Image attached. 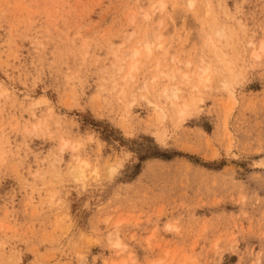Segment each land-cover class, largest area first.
<instances>
[{
	"label": "rangeland",
	"instance_id": "374dc122",
	"mask_svg": "<svg viewBox=\"0 0 264 264\" xmlns=\"http://www.w3.org/2000/svg\"><path fill=\"white\" fill-rule=\"evenodd\" d=\"M207 1L0 0V264H264V0Z\"/></svg>",
	"mask_w": 264,
	"mask_h": 264
},
{
	"label": "bare ground",
	"instance_id": "6f19581e",
	"mask_svg": "<svg viewBox=\"0 0 264 264\" xmlns=\"http://www.w3.org/2000/svg\"><path fill=\"white\" fill-rule=\"evenodd\" d=\"M188 4H190V6H193V5H195V3H196V0H185ZM207 1V0H206ZM208 2V1H207ZM210 5V4H209ZM208 5V9L206 10L205 9V13H207V14H209V11H211L210 9V6ZM144 8V7H143ZM143 11H145L146 12V8L143 10ZM142 11V12H143ZM143 13V15H146L147 17H149V13L148 12H146V13ZM217 25H219V23L217 24ZM184 33V32H183ZM216 33H217V35L220 37L219 38V41L218 42H221L222 44H229L230 42V38H229V36H230V33L225 29V27H223V25L222 26H219L218 28H217V30H216ZM133 34H135V33H133ZM158 34V33H157ZM157 34L155 33V35H156V37H157ZM136 35V34H135ZM159 35V34H158ZM148 36V35H147ZM146 36V38L145 39H143L142 40V44H144V46L146 47V52L149 54V55H151L152 54V52H153V47H152V43H153V39H154V35H153V37L151 38L150 36H152V33H151V35L149 34V37H147ZM210 36H211V34H210ZM178 37V39H176L175 40V42H177L176 43V46L178 45V47L180 46L179 44H181L180 43V37H181V35H180V37L179 36H177ZM182 38V37H181ZM210 39H211V42H207L208 44L210 43L211 45H215L214 44V39H212L211 37H209ZM158 39V38H157ZM157 39H156V41H157ZM159 39H160V37H159ZM212 40H214V41H212ZM210 41V40H209ZM216 42V41H215ZM154 43H155V39H154ZM252 43V42H251ZM137 44H140V43H137ZM141 44V45H142ZM157 45H161V43H157ZM159 48H165L164 46H162L161 45V47H159ZM166 51H167V49H165ZM164 51V50H163ZM165 51V52H166ZM160 52H162V51H160ZM163 53L164 52H162V55H163ZM139 54H140V50L139 49H136L134 52H133V56H134V58H136V57H138L139 56ZM257 55L259 56L260 54L259 53H257ZM224 56V55H223ZM140 57V56H139ZM173 57H175V56H172L171 58H172V60L174 61H176V58L174 59ZM135 60V59H134ZM202 61L201 62H203V63H205L204 61L205 60H203V59H201ZM174 61V62H175ZM222 62H223V64L225 65L224 66V68L227 70V72H229V74L231 75V74H234V72H235V66H232L231 65V63H229V61L228 60H226V59H222ZM202 63V64H203ZM136 65V64H135ZM201 65V64H200ZM198 66V67H200L199 69L201 70H203L204 72L206 71V69H207V67L208 66H205L204 68H201V67H203L204 65H206V64H204V65H201V66ZM121 67H123V66H121ZM209 68V67H208ZM199 70V71H200ZM207 72V71H206ZM203 75V74H202ZM202 75H199L200 77L202 76ZM129 77H127V75L125 76L126 77V79L128 80H130L131 81V79H132V77L130 76V75H128ZM209 78L210 77H207V81H209ZM156 79V78H155ZM201 79H203V78H201ZM126 80V81H127ZM204 80V79H203ZM230 82V81H229ZM228 82V83H229ZM127 83H129V82H127ZM228 83L226 84V85H228ZM231 83V82H230ZM229 83V84H230ZM139 85H141V84H139ZM137 86V87H141V88H144V90H146V91H148L149 90V86H148V81H145L144 80V83L141 85V86ZM174 85V84H173ZM173 85H171V86H173ZM170 86V87H171ZM136 87V90H135V92L137 91V89H139V88H137ZM228 89H229V87H228ZM180 91V88L178 87V86H173V87H171V88H168V87H166V88H164V90H163V93L162 94H165V96L167 97V99H172V101H171V103H172V105H173V108H174V110L176 111V113L179 115V116H181V117H184L187 113H190V112H192L194 109H195V102H196V99H194V101L192 100V99H186V101L184 100V101H182V100H180L179 99V92ZM123 92V91H122ZM165 92V93H164ZM231 92V94H232V96H234V93L232 92V91H230ZM164 96V97H165ZM165 97V98H166ZM156 103V102H155ZM158 104V103H157ZM155 105V104H154ZM161 105V104H160ZM162 106V105H161ZM158 108H161V107H158ZM156 109V108H155ZM161 112H164V110H161ZM160 114V113H159ZM161 115H162V113H161ZM166 115V114H165ZM41 121V120H40ZM37 125V124H36ZM35 125V126H36ZM37 127V126H36ZM69 143H70V141L69 140H67V139H65L64 141H63V143H62V150H64L68 145H69ZM1 151V150H0ZM76 164H73L72 166H71V173H73L74 175H75V178H82V179H86L87 177H88V174L89 173H87V168H88V166H89V161L88 160H86V159H82V158H80V157H78L77 159H76ZM262 163H263V165H264V158L262 159ZM95 172H98L97 171V169H95ZM118 224H117V231H115V232H113V234L111 233V235L112 236H110L109 237V239L113 242V244L115 245V246H118V247H120V248H122V249H125V248H127V244H125L123 241H122V238L120 237V235H119V231H118ZM255 264H260V261H258L257 263H255Z\"/></svg>",
	"mask_w": 264,
	"mask_h": 264
}]
</instances>
